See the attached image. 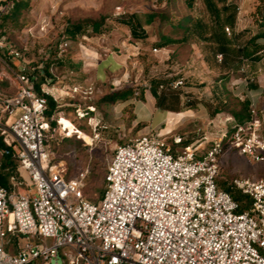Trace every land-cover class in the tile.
I'll return each mask as SVG.
<instances>
[{
    "label": "built area",
    "instance_id": "obj_1",
    "mask_svg": "<svg viewBox=\"0 0 264 264\" xmlns=\"http://www.w3.org/2000/svg\"><path fill=\"white\" fill-rule=\"evenodd\" d=\"M14 1L0 0V15ZM20 59L0 34V79L8 70L14 81L13 93L0 94V135L26 174L14 188L0 186V264H264V176L234 181L249 200L241 212L215 181L224 139L252 161L264 160L252 102L250 118L232 119L207 149L154 132L126 137L106 165L102 196L92 202L82 189L88 168L65 177L47 142V97L57 102L61 93L48 80L37 92L22 64H8ZM182 84L168 82L172 89Z\"/></svg>",
    "mask_w": 264,
    "mask_h": 264
},
{
    "label": "rangeland",
    "instance_id": "obj_2",
    "mask_svg": "<svg viewBox=\"0 0 264 264\" xmlns=\"http://www.w3.org/2000/svg\"><path fill=\"white\" fill-rule=\"evenodd\" d=\"M19 1L26 6L16 19L8 20L4 28L8 40L20 51L21 59L8 64L13 68L22 64L26 71H31L44 61H61V64H52L48 84L62 95L57 101L61 110L53 115L54 127L62 131V124L70 138L65 139V131L50 130L47 142L55 159L64 165L65 177L88 168L82 186L88 200L98 202L102 196L97 197L98 189L103 187L104 170L115 145L125 141L126 137L143 134L137 132H145L152 125L156 130L171 128L164 133L168 142L172 136H180L181 143H193L207 149L222 132L229 131L234 119L231 111L238 110L240 101L249 98L261 119L264 140V55L256 61L240 60L236 47L243 45L255 30L253 20L263 7L259 0H226L233 2V8L226 10H222L221 2L211 0L218 10L216 23L204 0H195L191 7H187L184 0ZM149 12H163L173 23L185 16L197 18L201 24L190 23L184 34L171 30L167 21L159 23L155 20L144 26L146 37L141 39L132 36L130 28L119 21L134 13L141 16ZM229 13H234L231 23L226 18ZM100 17L104 18L98 34L91 32L90 26L75 39L67 38L63 32L71 22ZM217 28L233 43L230 75L234 82L231 90H214L213 81L220 77L211 76L207 62L203 61L216 60V55L221 53L217 50V42L212 41V32ZM159 30L180 41L163 47L165 51L155 47ZM4 73L0 79V94L10 95L14 91L9 81L12 75L8 70ZM152 78L160 80L155 89L157 94L179 99L178 102L171 100L170 107H178V110L169 113L164 123L159 120L158 112L153 113L156 99L149 91ZM174 79H181L183 84L176 89L170 88L168 82ZM128 87L138 93L143 89V97L138 95L131 102L112 105L98 104L103 94ZM76 109L88 114L80 118ZM94 126L96 136L91 140ZM221 144L219 183L256 180L264 176V160L256 162L239 154L226 139Z\"/></svg>",
    "mask_w": 264,
    "mask_h": 264
},
{
    "label": "trees",
    "instance_id": "obj_3",
    "mask_svg": "<svg viewBox=\"0 0 264 264\" xmlns=\"http://www.w3.org/2000/svg\"><path fill=\"white\" fill-rule=\"evenodd\" d=\"M195 0H184L185 5L187 7H191L193 5ZM206 7L208 10H210L215 17V23L217 22V16H218V10L216 7L212 4L211 0H204ZM222 3V10H226L229 7L233 8V2L229 1L226 2V0H217ZM261 3H263V7L258 13L257 17L253 20V23L255 25V30L248 37V39L244 42V44L240 47H238L239 52V59H245V60H251L256 61L259 60L264 55V0H259ZM26 6V4L23 1L15 0L12 5L4 10L0 15V34H5V24L8 20H14L20 13L21 9ZM103 18L100 17L97 20H90L86 19L81 22H71L67 24L63 32L66 35L67 38L75 39L77 35L84 33L86 30L85 28L90 26L91 32L94 34H98L100 32V28L103 24ZM182 19H179L176 23H173L167 19L165 14L163 12H149L144 13L141 16L134 14H131L127 18H121L119 21L123 24H126L130 28L131 35L137 38H145L146 37V31L144 30L145 25H150L155 20H158L159 23L163 21H167L171 27V30L174 32L180 31L181 33L188 32L189 24L197 25L199 26L201 24L200 20L190 19L189 17H181ZM227 21L230 23L233 22L234 19V13H229L227 16ZM179 39H174L172 36H169L168 34H163L162 32H158V39L155 41L154 45L155 47H167L173 43L179 42ZM56 61H44L42 65L40 66H34L32 67L31 71H26L25 73L29 76H31V79L33 80V84L39 92V87L42 83H44L46 80L49 81L51 78V66L55 62L56 64H61V61L58 59H55ZM231 74V73H230ZM230 74H225L220 76L222 88L225 91V82L229 80ZM233 77V76H232ZM160 80L159 79H150L149 83V91L153 94V96L156 99V105L157 106H163V102L165 99L164 95H159L156 93V87L159 85ZM144 94V90L141 89L139 93L136 91V89H133L131 87L128 88H121L116 89L111 92H107L103 94L98 99V104H104V105H112L118 102H125L129 101L132 98H135V96L139 95V98H142ZM171 98V97H170ZM171 100H174L178 102V97L173 96ZM250 99L245 98L244 100L240 101L239 103V109L236 111H231V115L233 116L234 120L238 123H242L247 121L250 118V113L248 110V107L250 105ZM166 108V106H163ZM61 110V105H59L58 102L53 101L50 97H47V102L44 109V116L45 119L49 123L50 130L55 126V119L53 118V115L56 114V112ZM88 114V112H86ZM63 138V137H62ZM70 137H65L66 140H69ZM182 146L187 145L188 142H182L180 143ZM111 157V156H110ZM108 163V162H107ZM107 165V164H106ZM106 168V167H105ZM105 173V170H104ZM104 176V175H103ZM26 178V174L23 171V169L20 167L18 160L14 156L12 152L11 145L7 144L3 136L0 135V186H3L7 189L14 188V185L16 183H22L24 179ZM216 184L219 188L227 191L233 200H235L238 203V211H244L248 208L249 200L246 194L237 187L234 183L226 184L225 182H218L216 178ZM103 187L99 188V194L97 197H100V195L103 193L104 190V179H102ZM33 264H42L38 261H34Z\"/></svg>",
    "mask_w": 264,
    "mask_h": 264
},
{
    "label": "crops",
    "instance_id": "obj_4",
    "mask_svg": "<svg viewBox=\"0 0 264 264\" xmlns=\"http://www.w3.org/2000/svg\"><path fill=\"white\" fill-rule=\"evenodd\" d=\"M212 35H213L212 36V41L217 42V44H216V45H218L217 46V50L221 52L220 53V55H221L220 58L223 57V59H220V60L218 58H216V60H205L204 59L203 61L207 62V66H206V68H208L207 71L210 73L211 76H218V77H220L222 75H225V74H230L232 72V70H233L232 63H231V58L233 57L232 53L234 52L233 43L231 42V40H228L227 34H225L220 28L215 29L212 32ZM212 43H214V42H212ZM240 46H242V45H237L236 47L238 48ZM161 49H163L165 51V49L163 47ZM221 60H222V63L220 64ZM218 62H219V64H218ZM204 65H205V62H204ZM108 72L110 73V70H108ZM9 81L12 84V87H14L13 79L9 78ZM233 82H234V77L230 76L229 80H227L225 82V88L227 90L228 89L231 90ZM212 86L214 87L215 91L218 90V89H220V90L223 89L220 78H218L216 82L213 81V85ZM171 98L165 96V99H164V102H163V106H166V108L168 110L159 109V107L156 104L154 105L155 110H153V113L154 112H158L159 113V117H160L159 120L160 121L162 120V123H164L168 119V114L169 113H174V112H176V110H178V107H177V109H175L173 107H170ZM129 101L131 102V100H129ZM152 127H155V126L152 125L145 132L139 131L137 133L154 132V133H157L158 135H160L162 137H165L164 133L168 132L171 129L170 127H167L165 130H162L163 128H161L160 130H156V128H152Z\"/></svg>",
    "mask_w": 264,
    "mask_h": 264
}]
</instances>
